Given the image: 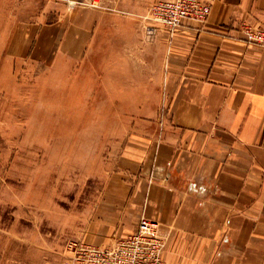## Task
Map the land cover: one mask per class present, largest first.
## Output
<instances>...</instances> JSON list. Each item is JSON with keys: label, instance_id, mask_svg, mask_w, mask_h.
Returning <instances> with one entry per match:
<instances>
[{"label": "crops", "instance_id": "0c3cea01", "mask_svg": "<svg viewBox=\"0 0 264 264\" xmlns=\"http://www.w3.org/2000/svg\"><path fill=\"white\" fill-rule=\"evenodd\" d=\"M158 1L0 0V65L49 67L55 50L92 66L127 127L86 243L146 217L166 264H264V43L246 30L264 31V0H204L207 21L172 34L147 16Z\"/></svg>", "mask_w": 264, "mask_h": 264}, {"label": "rangeland", "instance_id": "374dc122", "mask_svg": "<svg viewBox=\"0 0 264 264\" xmlns=\"http://www.w3.org/2000/svg\"><path fill=\"white\" fill-rule=\"evenodd\" d=\"M55 52L0 65V264H81L69 244L87 239L127 129L92 66Z\"/></svg>", "mask_w": 264, "mask_h": 264}, {"label": "built area", "instance_id": "2783aa9c", "mask_svg": "<svg viewBox=\"0 0 264 264\" xmlns=\"http://www.w3.org/2000/svg\"><path fill=\"white\" fill-rule=\"evenodd\" d=\"M210 10V2L204 0H165L153 3L147 16L172 34L184 20L205 23ZM246 30L251 41L264 43L262 29ZM165 243L160 224L141 217L134 232L110 245L96 247L82 241L72 242L69 247L75 250L81 264H166L163 259Z\"/></svg>", "mask_w": 264, "mask_h": 264}]
</instances>
